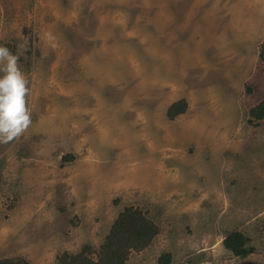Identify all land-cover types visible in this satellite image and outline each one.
Masks as SVG:
<instances>
[{"label": "rangeland", "instance_id": "obj_1", "mask_svg": "<svg viewBox=\"0 0 264 264\" xmlns=\"http://www.w3.org/2000/svg\"><path fill=\"white\" fill-rule=\"evenodd\" d=\"M263 39L264 0H0L32 119L0 144V259L95 260L132 206L157 231L124 264L264 263Z\"/></svg>", "mask_w": 264, "mask_h": 264}, {"label": "trees", "instance_id": "obj_2", "mask_svg": "<svg viewBox=\"0 0 264 264\" xmlns=\"http://www.w3.org/2000/svg\"><path fill=\"white\" fill-rule=\"evenodd\" d=\"M259 57L264 61V39L260 43ZM184 99L172 102L167 115L173 117L185 109ZM250 119L259 120L264 118V100L260 101L249 110ZM157 228L144 214L132 206L125 207L116 217L110 227L106 242L101 247L98 257L94 260L89 256L90 246L84 244L76 253L63 251L59 260L62 264H124L130 249H141L146 246ZM249 238L239 230L228 232L222 239L223 246L233 255L241 258L250 254L254 248ZM169 254L160 257L161 263L169 261ZM0 264H28L24 258L0 259Z\"/></svg>", "mask_w": 264, "mask_h": 264}, {"label": "clouds", "instance_id": "obj_3", "mask_svg": "<svg viewBox=\"0 0 264 264\" xmlns=\"http://www.w3.org/2000/svg\"><path fill=\"white\" fill-rule=\"evenodd\" d=\"M18 60V54L0 44V144L14 141L32 123L27 105L29 81Z\"/></svg>", "mask_w": 264, "mask_h": 264}, {"label": "water", "instance_id": "obj_4", "mask_svg": "<svg viewBox=\"0 0 264 264\" xmlns=\"http://www.w3.org/2000/svg\"><path fill=\"white\" fill-rule=\"evenodd\" d=\"M236 264H264V263H262V262H255V261H252V260L244 259V260H241L240 262H238Z\"/></svg>", "mask_w": 264, "mask_h": 264}, {"label": "crops", "instance_id": "obj_5", "mask_svg": "<svg viewBox=\"0 0 264 264\" xmlns=\"http://www.w3.org/2000/svg\"><path fill=\"white\" fill-rule=\"evenodd\" d=\"M193 1H196V0H193ZM198 1V0H197ZM199 1H207V0H199ZM210 1V0H209Z\"/></svg>", "mask_w": 264, "mask_h": 264}]
</instances>
